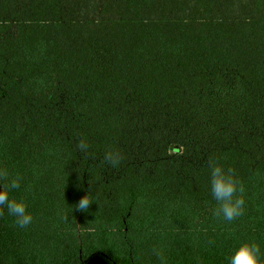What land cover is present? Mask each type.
<instances>
[{"label": "trees", "instance_id": "trees-1", "mask_svg": "<svg viewBox=\"0 0 264 264\" xmlns=\"http://www.w3.org/2000/svg\"><path fill=\"white\" fill-rule=\"evenodd\" d=\"M210 160L245 186L232 222L212 215ZM0 167L34 217L0 213V264L264 251V0H0Z\"/></svg>", "mask_w": 264, "mask_h": 264}, {"label": "clouds", "instance_id": "clouds-1", "mask_svg": "<svg viewBox=\"0 0 264 264\" xmlns=\"http://www.w3.org/2000/svg\"><path fill=\"white\" fill-rule=\"evenodd\" d=\"M77 148L87 151L88 145L81 140ZM105 160L112 166L119 163L120 155L115 151L105 153ZM209 191L216 202L213 209L214 217H221L225 222H232L244 214L245 186L235 175L231 167L209 161ZM0 179L6 180V187L0 190V213L6 210L14 218V224L26 228L33 222V214L24 198L11 197L10 193L21 187L22 177L19 174L10 175L6 167H0ZM93 202L87 194L83 195L74 205L77 210L86 211ZM66 218V217H62ZM159 255V254H158ZM163 260V257H160ZM227 264H264V251L258 241H241L227 258Z\"/></svg>", "mask_w": 264, "mask_h": 264}]
</instances>
